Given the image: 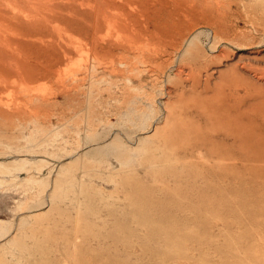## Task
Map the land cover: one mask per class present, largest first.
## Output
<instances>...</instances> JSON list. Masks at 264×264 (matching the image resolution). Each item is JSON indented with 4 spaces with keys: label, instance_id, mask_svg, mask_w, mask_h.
Here are the masks:
<instances>
[{
    "label": "rangeland",
    "instance_id": "1",
    "mask_svg": "<svg viewBox=\"0 0 264 264\" xmlns=\"http://www.w3.org/2000/svg\"><path fill=\"white\" fill-rule=\"evenodd\" d=\"M137 1L71 0L69 17L38 0L28 38L10 36L25 45L0 63V264H264V175L205 152L241 155L211 132L247 101L241 144L264 165V0Z\"/></svg>",
    "mask_w": 264,
    "mask_h": 264
},
{
    "label": "bare ground",
    "instance_id": "2",
    "mask_svg": "<svg viewBox=\"0 0 264 264\" xmlns=\"http://www.w3.org/2000/svg\"><path fill=\"white\" fill-rule=\"evenodd\" d=\"M53 1V0H51ZM94 1H101V0H94ZM146 1L148 4H151V5H156V4H164V5H167V6H172V5H181V4H184V3H187V2H206V3H211V4H214V5H221V4H224V3H229V4H245V3H252L253 1L255 0H144ZM37 2L38 0H0V63L1 62H6L12 53L13 50H20L22 47H24L25 43L24 41H13L10 39V36L12 34H16V35H20V36H24L26 38H28L24 32H23V29H22V26H21V22H20V19H22L23 17H26L29 12V9L31 7V5L35 4L33 7H35L37 5ZM50 2V1H49ZM134 3L138 2L137 0H133ZM47 3V2H46ZM101 5H102V2H100ZM257 3V2H256ZM73 4V3H72ZM253 4V3H252ZM226 7V6H225ZM40 8V7H39ZM62 8H65L66 11H67V15L69 17H72V11H71V0H59V2L56 4L55 6V10L56 9H62ZM219 8V7H218ZM97 10V9H96ZM107 10V9H106ZM46 11V10H45ZM44 11V12H45ZM53 11V10H52ZM153 11V10H152ZM192 11V10H191ZM145 12V11H144ZM143 12V13H144ZM55 13V11H53L51 14H47V12H45L44 14H40V13H37L38 16H41V18L46 22V23H49L51 21V16ZM147 13V12H145ZM144 13V14H145ZM180 13V12H179ZM101 15V18L106 20V16H105V9H101L99 11H96L95 13L92 14V17L94 19H97V16L98 15ZM81 15V13H80ZM147 15V14H146ZM151 15V14H150ZM37 16L38 20H39V17ZM57 16V15H55ZM56 18V17H55ZM54 18V19H55ZM59 20H63L65 21V17L61 16V17H58ZM100 19V18H99ZM90 21V20H89ZM96 21V20H95ZM37 22V21H36ZM43 22V21H42ZM39 23V22H38ZM50 24V23H49ZM164 24V23H163ZM26 26V25H25ZM55 26V25H54ZM31 27V26H30ZM52 27V25H51ZM57 29L59 30L58 33H60V30L62 29V27H60V25L58 24L57 26ZM43 28V27H42ZM38 29V28H37ZM36 29V30H37ZM40 30V28H39ZM97 29L96 28H93V33H95ZM28 31V29H27ZM29 32V31H28ZM63 32L67 35L70 36V34L72 35V30L71 28H68V29H64ZM138 33V32H137ZM144 33V31H143ZM15 36V35H14ZM40 36V34L38 35ZM48 36V35H47ZM134 36V35H133ZM132 36V37H133ZM36 36L32 35L30 39L32 38H35ZM51 37V36H50ZM39 38V37H38ZM129 40V39H128ZM137 41V39H136ZM42 50V49H41ZM11 53V54H10ZM14 53V51H13ZM41 54V53H40ZM156 53H154L153 55H156ZM9 61V60H8ZM8 62H6L7 64ZM5 64V65H6ZM10 64V63H9ZM9 64L8 67H9ZM1 65L3 66V64L1 63ZM6 65V66H7ZM2 67H0L1 69ZM8 69V68H7ZM180 71V74L182 73L181 70ZM187 76V75H186ZM260 80V79H259ZM254 86V85H253ZM244 89V88H243ZM264 89V88H263ZM235 90V89H234ZM220 91V90H219ZM218 91V92H219ZM263 91L262 92V95H260L261 97L258 99V105L259 107H263L264 106V90H261ZM222 92V91H221ZM229 92V91H228ZM238 92V91H237ZM195 93V99L191 101V103L189 105H193V106H198L200 105L201 103H203L204 101H206L209 97L203 92V91H194ZM218 94V93H217ZM222 94V93H221ZM239 94V93H238ZM227 95V94H226ZM228 96V95H227ZM230 96V95H229ZM232 96V95H231ZM214 97V96H212ZM217 97V95H216ZM257 98V97H256ZM212 99V98H211ZM210 99V100H211ZM214 99V98H213ZM216 99V98H215ZM214 99V100H215ZM220 99V98H219ZM234 99V98H233ZM257 100V99H256ZM186 102V101H185ZM221 102V101H220ZM223 102V101H222ZM232 102V101H231ZM247 102V101H246ZM246 102H244V104H242L238 109H235V108H229V107H225L223 114H225L227 116V119L230 120L231 122L228 123V128H224L220 126V128H217L215 129L213 132H211V135L213 134L215 136V134L217 135H224V137H228L230 136V138L233 140L232 141V145H230V147H234V148H237L238 151H240V154L239 156H237L234 152H229V153H226V157H223L222 155H220V153H218V150L215 149V148H207L205 150L206 154L209 155V160L211 162H213L214 164H219V165H225L229 168V171L232 172V167L233 165L235 164H238L240 163L241 166L243 167H248V166H252L250 167V169L253 171V173L255 175H258V176H262L264 175V165L262 166H256V165H253L252 162H251V158L250 156L247 154V148H245L244 146L242 147V144L241 143H246V141H252V136L253 133V129L249 126H251L249 123V119H244L241 117V115L245 112H248L249 109H252L253 107V104L250 103V102H247L248 104H246ZM230 103V101H229ZM208 104V103H206ZM211 104V103H210ZM186 105V104H185ZM214 105V103H213ZM212 105V106H213ZM217 105V104H216ZM219 105V104H218ZM255 105V104H254ZM231 106V105H229ZM217 107V106H216ZM224 108V107H223ZM221 108V109H223ZM249 108V109H248ZM258 108V107H256ZM261 109V108H260ZM205 110V109H204ZM257 110V109H256ZM206 111V110H205ZM221 112V113H222ZM220 113V114H221ZM222 114V115H223ZM210 115V114H209ZM213 115V114H212ZM224 115V116H225ZM221 117V116H220ZM210 118V117H208ZM214 119V117H213ZM212 119V120H213ZM226 119V118H225ZM224 119V120H225ZM217 120V119H216ZM219 120V119H218ZM223 120V121H224ZM219 122V121H218ZM220 123V122H219ZM218 123V124H219ZM227 124V123H226ZM224 126V125H222ZM191 129V128H190ZM212 130V129H211ZM198 133V132H197ZM221 133V134H219ZM261 133L260 131H258V137L257 138H254L256 140V142H259L260 145L261 143L264 144V135L262 134V136H260ZM263 133V132H262ZM260 136V137H259ZM199 137V136H198ZM216 137V136H215ZM220 137V136H219ZM201 139V138H200ZM198 141V140H197ZM196 141V142H197ZM254 141V140H253ZM194 142V141H193ZM200 142V141H199ZM222 143V142H220ZM208 144V143H207ZM243 144V145H244ZM252 144H254V142H252ZM213 145V144H212ZM215 145V144H214ZM217 145V144H216ZM247 145V143H246ZM250 145V144H249ZM248 145V146H249ZM192 146V145H191ZM221 146V145H220ZM200 147V145H199ZM225 150V149H224ZM254 150V149H253ZM226 151V150H225ZM251 152V151H250ZM249 152V153H250ZM258 153V152H257ZM261 153V152H260ZM258 154V156L256 157L257 160L259 161H263L264 162V154ZM200 154L202 155V152H200ZM198 155L199 157H201V155ZM252 154V153H251ZM253 158V157H252ZM217 159V160H216ZM253 160V159H252ZM227 162V163H226ZM254 162V161H253ZM255 180V179H254Z\"/></svg>",
    "mask_w": 264,
    "mask_h": 264
}]
</instances>
